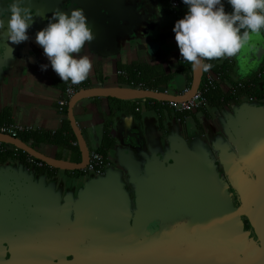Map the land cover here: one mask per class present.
Wrapping results in <instances>:
<instances>
[{"label":"water","instance_id":"95a60500","mask_svg":"<svg viewBox=\"0 0 264 264\" xmlns=\"http://www.w3.org/2000/svg\"><path fill=\"white\" fill-rule=\"evenodd\" d=\"M25 4L36 14L35 22L28 30L27 41L11 45L14 49L13 59L9 60L6 55L0 57V80L18 58H23L24 53L43 51L35 41V34L58 9L66 12L74 7L83 9L94 33V39L83 48L88 52L102 57L116 56L123 47L134 43L148 61L158 62L164 59L160 41L155 32L147 27L151 25L153 17L158 15L155 7L148 1L25 0ZM0 7H3L1 1ZM157 20L158 17H155V21ZM260 37L259 34H253L245 47V55L239 53V67L245 68L248 73L263 60L264 40ZM5 42L0 39V43ZM201 77L202 71L191 65V82L184 96L178 100L174 95L165 94V99L187 100L197 91ZM74 94L68 104V119L80 152V161L74 167L40 155L35 148L18 137L0 134V142L56 169L81 170L87 163L89 149L72 116V109L78 100L94 96L120 100L161 99L156 90L128 85L103 86L98 90L91 87ZM252 112L247 109L239 112L238 123L232 129L233 144L240 156L243 151H247L249 143L260 137L264 138V131L260 130V123H263L264 118ZM247 138L250 139L249 142L245 141ZM114 149L118 153V162L113 164L111 170L108 171L105 167L102 175H94V178L86 181L80 188L61 184L59 191H54L52 185H47L45 178L35 177L26 166L14 168L1 164L0 220L52 223L54 219L70 217V206L73 203L80 209L84 207V218L89 220V228H94L89 232L110 235L109 233L123 229V221L129 217L128 206L132 197L139 209L134 214V219L162 220L185 216L201 220V226L208 229L203 239L208 245L216 242L217 264H226L227 260L231 264L246 262L244 252L248 241L239 211L231 204L226 184L219 177L218 166L204 150L190 149L183 139L159 147L145 146L141 135L135 131L124 133L116 140ZM232 165L235 168L236 164ZM227 166L223 164L224 172H227ZM238 170L236 169L237 173ZM1 244L2 242L0 246ZM210 250L212 251L211 248ZM248 250H255L253 242Z\"/></svg>","mask_w":264,"mask_h":264},{"label":"crops","instance_id":"0c3cea01","mask_svg":"<svg viewBox=\"0 0 264 264\" xmlns=\"http://www.w3.org/2000/svg\"><path fill=\"white\" fill-rule=\"evenodd\" d=\"M145 1L151 3L156 12L159 11L147 27L155 32L160 41L164 59L158 62L148 61L134 43L123 47L116 56L110 57H102L83 49L80 54L89 57L92 70L85 80L86 86L81 87V83L73 85L76 87L75 93L91 87L98 90L103 86H123L122 76L117 72L125 71L124 68L132 63H139L148 67L157 66L164 73L172 74L168 82L151 89L158 91L161 99L120 100L99 96L83 98L72 109L74 122L84 137L89 152L96 150L106 158V170L113 168V164L118 162V153L114 149L116 140L124 133L133 131L141 135L145 146L159 147L183 139L190 149L204 150L210 160L223 166L235 155L231 133L238 123L239 112L245 109L264 110L260 101L249 100L243 90H237L236 95H230L229 89L237 82L255 80L257 71L264 63V57L249 73L245 68L240 69L239 54L219 59L217 66L224 64L221 74L220 70L215 72L212 69L202 72L201 80L207 75L219 77L215 91L208 93V105L196 111L174 112L161 102H167L165 94L174 95L179 100L184 96V89L190 86L187 87L185 75L179 71L180 64L182 66L187 61L181 58L172 31L175 21L183 17L187 8L180 0V7L174 15L165 0ZM225 9L230 11V5L225 3ZM155 17H158L157 21ZM259 35L264 40V31ZM41 64H49L43 51L24 53L23 58H18L3 75L0 80V125L12 124L30 128V131L20 134L33 133L36 137H27L26 142L20 138L24 143L35 148L42 156L74 167L80 161V152L68 119V104L75 94L66 99L62 111L57 103L65 98L64 90L72 83L62 81L50 64L47 70L42 71ZM257 104L259 106H254ZM66 121L70 131L61 132L67 125ZM71 134L75 141L69 140ZM65 137L68 139H64ZM1 147L7 150L15 148L0 142ZM5 164L14 168L23 165L15 159H10ZM38 170L34 173L35 177L45 178V183L52 185L54 191H59L61 184L80 188L86 181L94 178V175L81 170L56 169L45 163ZM28 171L32 172L29 168Z\"/></svg>","mask_w":264,"mask_h":264},{"label":"flooded vegetation","instance_id":"af4514ba","mask_svg":"<svg viewBox=\"0 0 264 264\" xmlns=\"http://www.w3.org/2000/svg\"><path fill=\"white\" fill-rule=\"evenodd\" d=\"M243 91L249 100L264 105V70ZM252 113L264 118V110ZM260 126L264 131V119ZM246 149L240 156L235 148L234 158L224 164L228 165L227 172L217 163L218 173L247 234L244 264H264V138L249 143ZM25 166L35 173L44 163L40 167L30 163ZM128 208L123 229L110 235L89 232L94 228H89V220L84 218V207L73 203L70 217L52 223L0 220V264H217L216 242L208 245L203 239L208 229L201 226V220L185 216L134 219L139 209L132 197ZM252 242L255 250L250 251Z\"/></svg>","mask_w":264,"mask_h":264},{"label":"clouds","instance_id":"9594fccd","mask_svg":"<svg viewBox=\"0 0 264 264\" xmlns=\"http://www.w3.org/2000/svg\"><path fill=\"white\" fill-rule=\"evenodd\" d=\"M187 11L175 21L172 31L181 58L194 69L209 71L206 62L234 57L248 45L253 34L264 31V0H182ZM225 3L231 10L226 11ZM159 14V11L157 12ZM36 14L25 0H3L0 7V57L13 59L14 49L29 39L28 30ZM94 39L82 8L55 10L46 25L35 34L51 68L62 81L79 84L92 70L89 57L81 50ZM49 64H41L42 71Z\"/></svg>","mask_w":264,"mask_h":264},{"label":"built area","instance_id":"2783aa9c","mask_svg":"<svg viewBox=\"0 0 264 264\" xmlns=\"http://www.w3.org/2000/svg\"><path fill=\"white\" fill-rule=\"evenodd\" d=\"M167 4L169 6L170 12L172 14H177V10L180 7V0H168ZM261 69L264 70V66L260 67L257 71L255 78H259L261 74ZM118 75H121L125 78L126 73L125 71H118ZM219 81V77H213L212 75H207L201 80V84L198 87L197 91L192 94L190 98L184 101H174L170 100L167 102L162 101V105H166L171 108L174 112H191L205 108L208 105V93L212 90L217 88V83ZM253 80H249L246 82H237L235 85H232L229 89L230 95H236L237 90H243L246 87L252 85ZM137 87H141L140 85ZM188 89H184L186 92ZM76 91L75 85L67 86L64 90V97L60 99L58 103V108L60 111L63 110V107L66 104V99L71 97ZM30 128L23 127V126H15L12 124H2L0 125V133L6 134L11 137H17L20 133L28 132ZM2 150H6L4 147H1ZM17 148H12V152L14 155L18 154ZM26 163H30L36 165L38 167L42 166L43 163L30 155L27 154ZM108 165L106 158L98 151H90L88 154L87 163L81 171L83 173H91L95 176L102 175L105 167Z\"/></svg>","mask_w":264,"mask_h":264},{"label":"trees","instance_id":"16d2710c","mask_svg":"<svg viewBox=\"0 0 264 264\" xmlns=\"http://www.w3.org/2000/svg\"><path fill=\"white\" fill-rule=\"evenodd\" d=\"M168 0H165V3ZM219 59L212 60V61H206L213 64V67L211 68L213 71L217 72V70H220V74L222 73L223 65L217 66V62ZM157 67V66H156ZM148 67L147 65L139 64V63H132L124 68L126 76L125 78L122 77V84L128 85V86H141L143 88L148 89H156L158 85L165 84L169 81L172 74L164 73L161 68L159 67ZM180 72L185 75L186 78V85L187 87L190 85L191 82V64L189 62H185L182 66L180 64ZM218 67V68H217ZM225 69V68H224ZM85 80L81 82L80 86H86ZM215 90H212L210 92H213ZM210 94V93H209ZM66 126L62 128L61 132L70 131L68 127V122L66 121ZM17 137L21 138L24 142L27 141V137L35 139V134L33 133H27V134H19ZM68 139V137L64 138ZM69 140L75 141L74 136L71 134L69 136ZM18 154L14 155L12 150H2L0 148V165L5 164L10 159L18 160L23 165H28L26 163L25 159L27 154L21 150H17ZM39 171V170H38Z\"/></svg>","mask_w":264,"mask_h":264},{"label":"rangeland","instance_id":"374dc122","mask_svg":"<svg viewBox=\"0 0 264 264\" xmlns=\"http://www.w3.org/2000/svg\"><path fill=\"white\" fill-rule=\"evenodd\" d=\"M246 51H247V50H245V49L242 50L241 54H242V55H245ZM258 65H259V64H258ZM88 174H89V175H93V174H91V173H88Z\"/></svg>","mask_w":264,"mask_h":264}]
</instances>
